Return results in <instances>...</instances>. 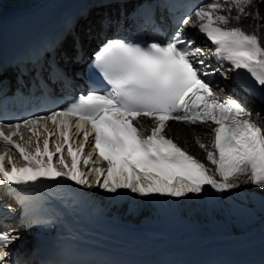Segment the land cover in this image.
<instances>
[{"label":"snow or ice","instance_id":"6c2138e0","mask_svg":"<svg viewBox=\"0 0 264 264\" xmlns=\"http://www.w3.org/2000/svg\"><path fill=\"white\" fill-rule=\"evenodd\" d=\"M254 2L204 0L191 6L190 14L176 18L175 31L167 40L139 43L107 39L95 52L92 65L102 75L101 83L105 86L90 88L48 115L0 124V144L5 148L0 151V185H35L64 178L89 189L95 186L108 193L127 189L142 197H185L206 191V186L218 194L249 185L264 193V127L253 121L254 109L246 107V102L232 96L220 97L215 90L218 86L207 79L216 72L227 78L229 72L239 74L243 70L264 101V45L255 33L229 26L231 20L239 21L242 17L264 21L258 11L255 15L245 11ZM180 6L168 5L170 9ZM104 19L111 23V18L106 17L101 26ZM185 26L196 27L211 42L220 68L205 65L201 56L207 52L185 37ZM224 62L230 67L225 69ZM52 74H59V69L50 66ZM73 118L77 134L83 135V142L76 148L69 143ZM142 118L150 121L149 128L141 124ZM47 121L59 132L49 130ZM170 122L190 127L214 125L210 148L196 137L214 170L165 134ZM38 127L47 133L43 148L39 138L34 151L28 150L30 142L22 144L14 139L19 137L23 141L21 128L37 135ZM5 128L9 131L5 132ZM54 136L64 140L55 144L53 152L49 151V138ZM90 138L97 154L95 162L91 153L83 155ZM65 145L70 165L63 155ZM11 149L19 152L22 166L9 154ZM56 156L59 167L53 162ZM90 162L106 164L90 169L95 173L94 183L79 168L81 163ZM20 203V228L0 226V264H20L13 259L12 246L21 238L22 231L51 227L56 222L55 216L27 200Z\"/></svg>","mask_w":264,"mask_h":264},{"label":"bare ground","instance_id":"6f19581e","mask_svg":"<svg viewBox=\"0 0 264 264\" xmlns=\"http://www.w3.org/2000/svg\"><path fill=\"white\" fill-rule=\"evenodd\" d=\"M60 1L62 0H35L33 4H30L24 9L7 8L4 13L0 14V27L23 14L32 12L39 13ZM211 2H213V0ZM245 11L253 13V15L258 11L260 16L264 17V5L260 2H254L250 7L246 8ZM232 14H236L235 9H233ZM83 24L86 28L90 29V33L95 35L90 17L88 21H85ZM229 26L241 27L248 33H255L260 38L262 45H264V21L252 19L251 17H242L239 21L235 19L231 20ZM101 30L103 32L105 31L104 26L98 29V33H100ZM137 34L147 39V34L145 32L142 33L140 31ZM80 35H82V32ZM81 43L87 45V41L83 37H81ZM207 46L208 45H203V48L207 52V55L204 56L205 62H207L211 68H220L216 56L209 51L210 48L206 49ZM82 49H86L83 44ZM86 52L88 53L87 49ZM228 67H230L228 63L224 62V68L227 69ZM240 71L241 70H239V74ZM214 74H216V78L218 79L219 89H224L221 92L227 94L228 91H232L233 93L239 92V94H242L241 96H243L247 105H249L251 109H254V118L264 127V101L260 99L261 93L259 90L256 89L257 91L255 90L250 94L240 92L236 84V79L239 76L237 72H229L227 78H224L220 72ZM256 112L260 113V115H256ZM141 120L145 121L144 118ZM212 127L213 126L209 124H198L192 127L173 124L167 130V134L176 139L178 144L189 152V154L195 156L197 159L204 162L207 167L214 170V166L207 161L205 152L200 149L196 143V137L199 136L200 141L210 148L212 140L214 139L211 134ZM41 136L42 140H40V143L43 141L46 134H41ZM28 140L33 144V142L37 141V137L31 135L28 136ZM2 147L3 145L0 144V149H2ZM241 179H243V177ZM254 189L255 186H241V188L237 190H230L224 194H218L215 190L207 188L206 186V191H204L207 195L206 201L203 199L198 200L196 197L197 195L193 193H189L185 197H169L160 194H151L147 197H142L138 193H132L127 189L118 190L117 193H108L104 191V197L101 195L102 198H105L104 200L97 195L94 197L98 208H100V211L103 213L102 217L98 209H89L88 202L79 199L78 204L87 210H91L96 219L104 223L103 226L105 224L106 226H112L117 230L118 234L122 231L132 229L133 225L143 230L145 226L149 225L145 231L151 233H154V230H158V226H160L163 238L170 239L166 245L177 246L181 243L180 240H184L177 237L178 232L188 236V238H185V242L187 239L190 240L189 236L198 235V233L200 236L206 238L216 237L212 236L211 232L220 231L226 236L235 237V240L238 239V236H242L243 238H241V240H244L243 247L250 251L247 257L256 258L261 256L264 252L259 245L254 246L259 240L264 239V205L259 204L255 200L253 195ZM80 191L81 194L86 193L85 188H82ZM78 197L80 198V194H78ZM65 199L66 200L61 201L57 198L64 209L68 207V204L73 203L71 200H67L66 197ZM55 207L63 214L62 208L58 207L56 204ZM203 207H205V211L201 210ZM226 208H228V210ZM221 217H223L225 221L224 225L217 223L216 219ZM73 222L77 225L84 226L88 220L79 213V216L75 217ZM150 224L158 226H155L153 230L150 228ZM248 232H258V234L245 236L249 234ZM175 237H177V239H175ZM257 237L259 239H257ZM153 244L154 243H148L147 246ZM137 247L146 246L137 245ZM219 250L221 249L203 248L200 255H198L197 252L196 255L200 258H205L208 254H215V252H219ZM189 253L191 252L169 256L165 255V257L162 258L168 261L173 259L177 260L180 257L187 259V254ZM154 262L158 263L156 260ZM188 262L193 264L190 261Z\"/></svg>","mask_w":264,"mask_h":264},{"label":"rangeland","instance_id":"374dc122","mask_svg":"<svg viewBox=\"0 0 264 264\" xmlns=\"http://www.w3.org/2000/svg\"><path fill=\"white\" fill-rule=\"evenodd\" d=\"M93 54V51H91L90 52V55H92ZM227 210H228V208H226ZM201 210L202 211H205V207H203V208H201ZM217 220V223H219V224H223L224 225V219H223V217H221V218H217L216 219ZM218 224V225H219ZM223 229V228H222ZM31 235H30V233L28 232V231H24V232H22L21 233V239L22 240H27V239H29V237H30Z\"/></svg>","mask_w":264,"mask_h":264}]
</instances>
